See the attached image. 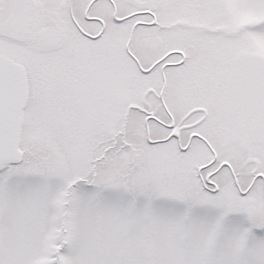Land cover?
Wrapping results in <instances>:
<instances>
[{"label":"snow or ice","instance_id":"1","mask_svg":"<svg viewBox=\"0 0 264 264\" xmlns=\"http://www.w3.org/2000/svg\"><path fill=\"white\" fill-rule=\"evenodd\" d=\"M0 264H264V0H0Z\"/></svg>","mask_w":264,"mask_h":264}]
</instances>
